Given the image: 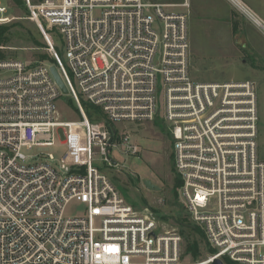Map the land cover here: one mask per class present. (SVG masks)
Wrapping results in <instances>:
<instances>
[{
  "label": "built area",
  "instance_id": "2783aa9c",
  "mask_svg": "<svg viewBox=\"0 0 264 264\" xmlns=\"http://www.w3.org/2000/svg\"><path fill=\"white\" fill-rule=\"evenodd\" d=\"M228 1L264 35L257 15ZM22 2L54 63L0 60V264H264L255 83L193 81L188 16L167 5ZM8 11L0 2V25L15 19ZM49 31L58 33L61 49ZM51 65L77 121L58 116L62 93ZM83 101L101 121L88 119ZM156 118L170 128L178 193L203 235L205 259L184 262L181 237L159 231L148 210L137 213L95 165L99 154L107 167H119L109 158L119 140L127 153H138L117 128ZM57 137L67 146L61 158L49 152Z\"/></svg>",
  "mask_w": 264,
  "mask_h": 264
},
{
  "label": "rangeland",
  "instance_id": "374dc122",
  "mask_svg": "<svg viewBox=\"0 0 264 264\" xmlns=\"http://www.w3.org/2000/svg\"><path fill=\"white\" fill-rule=\"evenodd\" d=\"M31 1L36 3L38 0ZM147 1L167 5L168 12L187 14L189 74L193 81L224 83L251 80L255 83L258 110L257 156L264 161V35L228 0ZM240 1L264 22V0ZM0 2L8 5V13L15 18L6 24L7 41L0 44V60L42 62L45 61L43 55L51 57L42 34L27 19L22 0L19 4L14 0ZM48 35L51 42L61 49L62 40L58 33L49 31ZM84 103L81 106L88 119L101 121L99 111ZM56 106L61 120L79 119L70 95H61ZM117 129L128 134L130 143L137 146L138 153H127L119 140L109 151L110 160L119 167H107L99 154L95 165L104 171L126 203L137 213L143 214L148 210L157 218L159 231L177 233L181 237V257L184 262L205 259L209 250L204 244L203 235L190 220L178 193L179 180L174 170L169 126L156 118L153 122L142 124L127 123ZM66 150L67 146L57 137L49 152L61 158ZM145 181H149L156 189H148ZM71 208L73 206L67 212ZM192 243L198 246L196 257L187 251Z\"/></svg>",
  "mask_w": 264,
  "mask_h": 264
},
{
  "label": "trees",
  "instance_id": "16d2710c",
  "mask_svg": "<svg viewBox=\"0 0 264 264\" xmlns=\"http://www.w3.org/2000/svg\"><path fill=\"white\" fill-rule=\"evenodd\" d=\"M15 3L19 4L20 3V0H14ZM7 30H8V27L7 25H0V44H3L7 41V38H6V33H7ZM42 59L45 60V61H48L50 63H54V60L51 58V57H48L47 54L46 55H43L42 56ZM82 104L84 105L85 103L82 102ZM88 104V103H87ZM89 106V105H88ZM75 107V106H74ZM92 107V109H95L93 106L90 105V108ZM75 110L77 111L76 107H75ZM171 137V135H170ZM176 177L178 178L179 180V183H178V186L180 187L181 185V180L179 179V177L176 175ZM188 253H190L193 257H196L197 254H198V246L196 243H192V245H190L188 247ZM227 264H234L232 262H227Z\"/></svg>",
  "mask_w": 264,
  "mask_h": 264
},
{
  "label": "water",
  "instance_id": "95a60500",
  "mask_svg": "<svg viewBox=\"0 0 264 264\" xmlns=\"http://www.w3.org/2000/svg\"><path fill=\"white\" fill-rule=\"evenodd\" d=\"M50 72H51V74H52V76H53L58 88L60 89L62 95H68V91H67V89H66V87H65V85H64L61 77L59 76L58 71H57V69H56V67L54 65L50 66ZM114 132H115L114 129L110 130L109 143H111L112 140H113V133ZM113 163H115V162L113 161ZM144 184H145V186L148 189H151V190L152 189H156L149 181H145ZM186 227L193 228L192 226H188V225H186ZM212 264H223V262L221 260H219V259H216V260L213 261Z\"/></svg>",
  "mask_w": 264,
  "mask_h": 264
},
{
  "label": "snow or ice",
  "instance_id": "6c2138e0",
  "mask_svg": "<svg viewBox=\"0 0 264 264\" xmlns=\"http://www.w3.org/2000/svg\"><path fill=\"white\" fill-rule=\"evenodd\" d=\"M111 251L112 252H116V251H118L117 249H115V248H113V249H111Z\"/></svg>",
  "mask_w": 264,
  "mask_h": 264
}]
</instances>
